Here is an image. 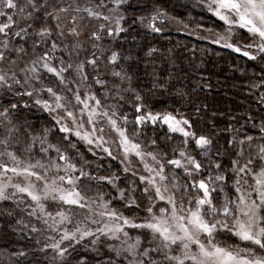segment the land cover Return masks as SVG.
I'll return each mask as SVG.
<instances>
[{
	"label": "trees",
	"instance_id": "1",
	"mask_svg": "<svg viewBox=\"0 0 264 264\" xmlns=\"http://www.w3.org/2000/svg\"><path fill=\"white\" fill-rule=\"evenodd\" d=\"M31 1L35 4L29 6L35 10L36 29H43L52 22L53 10L43 8L41 0ZM25 2L29 3L0 0V50L4 51L0 57L7 60L18 43L22 48H31L38 38L39 47L32 52L36 58L48 55L66 59V53L53 52L51 43L64 42V37L38 34L35 38L34 30L33 36L25 40L24 28L9 24L10 20L16 21V11ZM77 3L92 4L104 11L116 8L122 17L117 33L110 34L96 25L97 32L89 39L88 26L78 51L71 44L65 47L66 52L99 56L91 72H88L89 59L79 57L86 63L87 76L94 82L98 97L112 103L128 119L126 131L164 162L180 150L189 151L199 170V183L209 194L206 198L199 187L205 199L211 198L216 204L223 194L232 196L233 167L246 157L238 154L239 148L242 153L248 150L251 154L264 150V53L237 52L202 36L223 32L224 24L195 0H77ZM240 37L244 43L250 40L243 32ZM41 40H45L44 49L40 47ZM87 40L90 43H84ZM24 53L26 56L24 51L14 56L25 58ZM2 68L0 138L12 141L14 153L21 159L42 162L54 157L56 150L87 173L79 181L83 193L104 197L132 220L148 219L138 179L124 175L117 162L98 158L77 138L65 136L53 115L40 105L42 89L57 83L53 75L41 68L37 72L40 80L32 81L25 69L21 70L22 79L19 74L17 77L3 74ZM98 71L105 72L107 78L101 79L109 85L97 88L96 81L101 75ZM110 177L117 178L118 187L131 193L134 200L117 199L116 187L106 179ZM221 202L226 203L220 199L218 205ZM8 205L0 201V264H133L129 257L116 256L105 241L93 249L92 241L84 238L65 247L62 259H55L53 248L40 247L25 225V216ZM261 213L264 224V206Z\"/></svg>",
	"mask_w": 264,
	"mask_h": 264
},
{
	"label": "rangeland",
	"instance_id": "2",
	"mask_svg": "<svg viewBox=\"0 0 264 264\" xmlns=\"http://www.w3.org/2000/svg\"><path fill=\"white\" fill-rule=\"evenodd\" d=\"M42 1L43 8L53 10L52 22L45 28L36 29L38 21L35 10L30 9L34 4L31 0L22 4L16 11V21L10 20L9 24L22 26L25 40L33 36L34 30L35 38L38 34L64 37V42L51 43L53 52L66 53V59L48 55L36 58L32 52L39 47L38 38L31 48L11 43L16 50L9 52L7 60L0 57L2 73L16 77L19 74L22 78L21 70L25 69L32 81L38 79L41 68L53 75L57 83L42 89L40 105L53 115L65 136L77 138L98 158L117 162L124 175L138 179L148 219L132 220L104 197L83 193L79 181L87 173L58 151L53 150L56 154L48 161L21 159L14 153L9 138H0V201L25 216V225L39 246L53 248L58 260L65 247L84 238L92 241L93 249L105 241L116 256L129 257L133 264H264V150L251 154L248 150L242 153L239 148L238 154L246 157L233 167L234 194L220 197L225 205H218L220 199L216 204L211 198L205 199L199 191V170L192 154L180 150L164 162L147 150L126 131L128 119L112 103L98 97L94 82L87 76L86 63L79 58L89 59L91 72L99 56L66 52L67 44L77 51L83 46L81 36L88 26L89 39L97 32L96 25L110 34L117 33L122 20L118 9L104 11L92 4L79 5L77 0ZM195 1L224 24L223 32L202 36L237 52L264 53V0ZM242 32L250 39L246 43L240 37ZM41 41L44 49L45 40ZM87 42L90 40L84 43ZM21 51L27 52L26 56L23 54L25 58L14 56ZM100 73L97 88L108 84L101 79L105 72ZM65 77L68 80L64 81ZM106 179L116 187L117 199L134 200L131 193L118 187L117 178ZM210 189L214 193V188Z\"/></svg>",
	"mask_w": 264,
	"mask_h": 264
},
{
	"label": "water",
	"instance_id": "3",
	"mask_svg": "<svg viewBox=\"0 0 264 264\" xmlns=\"http://www.w3.org/2000/svg\"><path fill=\"white\" fill-rule=\"evenodd\" d=\"M198 187H200L202 189V191L204 192L205 194V197L208 198L209 194L205 191V189L203 188L202 186V183H198Z\"/></svg>",
	"mask_w": 264,
	"mask_h": 264
}]
</instances>
